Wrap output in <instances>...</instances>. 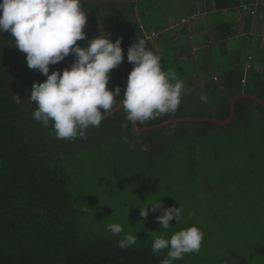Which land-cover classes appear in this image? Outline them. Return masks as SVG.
I'll use <instances>...</instances> for the list:
<instances>
[{"label":"trees","instance_id":"16d2710c","mask_svg":"<svg viewBox=\"0 0 264 264\" xmlns=\"http://www.w3.org/2000/svg\"><path fill=\"white\" fill-rule=\"evenodd\" d=\"M5 1L16 15L25 51L73 85L89 115L107 113L134 93L149 99L142 127L184 117L226 120L234 97L251 94L264 100V77L257 75L243 86L245 67L237 60L214 82L208 108L195 109L202 95L182 91L180 82L167 76H162L163 84L121 66L103 46L86 42L55 17L44 0ZM142 107L143 100L134 99L105 120L83 118L74 93L18 52L11 18L0 4V264H172V253L179 256L184 244L197 241L200 230L193 225L172 244L158 247L129 244L116 236L83 237L85 200L75 197V188L81 187L88 164L105 165L113 184L130 185L140 168L163 162L164 153L186 143L191 131L206 137L208 129L264 119V110L242 99L228 126L177 123L140 133L132 119ZM258 251L264 253V245Z\"/></svg>","mask_w":264,"mask_h":264},{"label":"rangeland","instance_id":"374dc122","mask_svg":"<svg viewBox=\"0 0 264 264\" xmlns=\"http://www.w3.org/2000/svg\"><path fill=\"white\" fill-rule=\"evenodd\" d=\"M196 102L195 109L208 108L205 98ZM205 134L191 131L130 185L113 184L105 165L88 164L74 192L85 200L81 235L158 247L193 225L197 241L172 253V264H264V119Z\"/></svg>","mask_w":264,"mask_h":264},{"label":"crops","instance_id":"0c3cea01","mask_svg":"<svg viewBox=\"0 0 264 264\" xmlns=\"http://www.w3.org/2000/svg\"><path fill=\"white\" fill-rule=\"evenodd\" d=\"M45 1L55 17L121 66L163 84L167 76L184 92L209 99L214 82L237 60L245 67L249 56L247 83L264 77V0L256 1L254 16L242 8L247 0Z\"/></svg>","mask_w":264,"mask_h":264},{"label":"water","instance_id":"95a60500","mask_svg":"<svg viewBox=\"0 0 264 264\" xmlns=\"http://www.w3.org/2000/svg\"><path fill=\"white\" fill-rule=\"evenodd\" d=\"M0 4L6 9V11L8 12V14L11 18L13 29H14L15 46H16L18 52L23 57H25L27 60L32 62L34 65H36L45 74H47L53 81H55L59 85H61L65 88L69 89L70 91H72L76 97L78 109H79L81 116L83 118L89 120V121L96 122V121H100V120H105V119L115 115L116 113H118L127 103H129L130 101H132L134 99L143 100L142 109L132 119V126H133L134 130L137 132H140V133L152 132V131L164 128V127L169 126V125L177 124V123L208 122V123L216 124L218 126H228V125L232 124L233 121L235 120V118H236V104L239 100H242V99L252 100V101L256 102L257 104H259L262 107V109L264 110V100L262 98L255 96V95H251V94H241V95L234 97L231 100L230 116L226 120H220V119H216V118H207V117H184V118L168 120V121H165L163 123H160V124H157L154 126L142 127L139 125V121L141 120V118L143 117V115L145 114V112L148 109L149 99L144 94L134 93V94L127 96L123 101H121L119 103V105L116 108H114L113 110H111L107 113H104V114L98 115V116L89 115L84 110L82 98H81L79 91L70 83L65 82L62 79H60L59 77H57L49 69H47L43 64H41L38 60H36L34 57H32L29 53H27L25 51V49L23 48V46L21 44L18 21H17L16 15H15L13 9L5 0H0Z\"/></svg>","mask_w":264,"mask_h":264},{"label":"built area","instance_id":"2783aa9c","mask_svg":"<svg viewBox=\"0 0 264 264\" xmlns=\"http://www.w3.org/2000/svg\"><path fill=\"white\" fill-rule=\"evenodd\" d=\"M243 10L247 13H249L251 16L256 15L257 13V4H245L243 7ZM253 57L249 56L248 57V61L245 64V75L242 79V85L245 86L247 84V75L248 73H250L253 70ZM215 80H217V78H215Z\"/></svg>","mask_w":264,"mask_h":264}]
</instances>
